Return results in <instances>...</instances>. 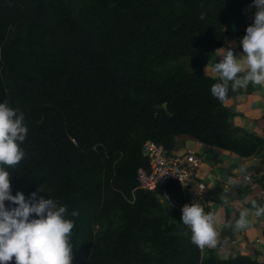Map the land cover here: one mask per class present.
<instances>
[{
	"label": "trees",
	"instance_id": "16d2710c",
	"mask_svg": "<svg viewBox=\"0 0 264 264\" xmlns=\"http://www.w3.org/2000/svg\"><path fill=\"white\" fill-rule=\"evenodd\" d=\"M250 4L0 0V101L28 127L26 156L9 169L12 193L27 198L44 185L39 196L67 206L72 264H264L203 252L181 223L183 197L171 198L188 192L137 182L146 142L172 151L188 139L240 159L264 149V137L230 121L225 102L237 91L217 100L218 77L203 72L214 50L228 48L226 24L244 20Z\"/></svg>",
	"mask_w": 264,
	"mask_h": 264
},
{
	"label": "clouds",
	"instance_id": "9594fccd",
	"mask_svg": "<svg viewBox=\"0 0 264 264\" xmlns=\"http://www.w3.org/2000/svg\"><path fill=\"white\" fill-rule=\"evenodd\" d=\"M252 6V23L240 41L242 52L237 56L231 48H221L216 52L221 59L211 66L218 80L210 93L219 101L226 100L230 90L236 92L249 84L264 86V0H252ZM204 18L202 13L200 19ZM27 134L24 113L0 101V264H72L75 220L67 218V206L52 197L39 196L47 191L44 185L27 198L20 191L12 193L9 169L25 158L22 144ZM181 213V223L190 230L193 244L201 249L216 246L218 232L213 213L206 212L198 202L185 204ZM250 214L264 216V204L252 200L251 207L240 210L234 225L224 226L247 229ZM70 215L76 217L78 212Z\"/></svg>",
	"mask_w": 264,
	"mask_h": 264
},
{
	"label": "crops",
	"instance_id": "0c3cea01",
	"mask_svg": "<svg viewBox=\"0 0 264 264\" xmlns=\"http://www.w3.org/2000/svg\"><path fill=\"white\" fill-rule=\"evenodd\" d=\"M254 12V6L250 4L244 9V24L240 25L236 19L226 24L227 45L234 55L239 56L242 52L240 41L246 28L252 23ZM219 49L221 48L214 50L212 59L203 68L208 77H217L211 72V66L221 59L216 56ZM225 105L232 114V125L264 137V86L249 84L246 88L237 90V94L228 99ZM189 151L203 157L195 180L207 192L201 199L207 212L213 213L218 232L216 246L205 247L202 251L213 249L223 257L244 255L259 262L264 261V216L255 217L250 214V225L244 230L224 226L226 223L234 225L240 210L251 207L252 200L264 204V149H260L251 158L240 159L231 152L208 148L193 140L177 139L171 152L182 154ZM247 178L249 182H246ZM228 180H235L236 183L228 184ZM214 198L220 202H214ZM168 199L175 203L170 197ZM191 203L190 200L188 204ZM183 206L184 204L181 208Z\"/></svg>",
	"mask_w": 264,
	"mask_h": 264
},
{
	"label": "built area",
	"instance_id": "2783aa9c",
	"mask_svg": "<svg viewBox=\"0 0 264 264\" xmlns=\"http://www.w3.org/2000/svg\"><path fill=\"white\" fill-rule=\"evenodd\" d=\"M143 152L148 167L137 171L138 189L155 191L166 184L177 183L182 190L191 195L192 203L201 199L205 188L196 182L195 177L196 171L202 165V156L191 151L174 154L153 142H146L143 145ZM227 182L233 184L231 180Z\"/></svg>",
	"mask_w": 264,
	"mask_h": 264
},
{
	"label": "rangeland",
	"instance_id": "374dc122",
	"mask_svg": "<svg viewBox=\"0 0 264 264\" xmlns=\"http://www.w3.org/2000/svg\"><path fill=\"white\" fill-rule=\"evenodd\" d=\"M235 19L238 20L237 18H235ZM238 22L240 23V25H241V24H244V23H243V20H242V21H238ZM239 23H238V24H239ZM248 179H249V178H248ZM248 179L246 180V182H249ZM250 179H252V178H250ZM179 196L183 197V199H184L183 204H184V205H185V204H188L190 200L192 201L191 195H190L189 193L187 194V193L182 192V191H180V190L174 192V193L171 195V198H173L174 200L177 201V199H178Z\"/></svg>",
	"mask_w": 264,
	"mask_h": 264
}]
</instances>
